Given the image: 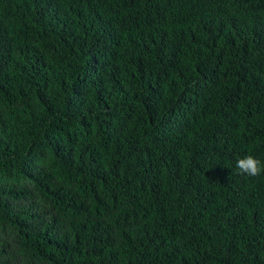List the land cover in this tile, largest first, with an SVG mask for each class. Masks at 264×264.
Masks as SVG:
<instances>
[{
  "label": "trees",
  "instance_id": "trees-1",
  "mask_svg": "<svg viewBox=\"0 0 264 264\" xmlns=\"http://www.w3.org/2000/svg\"><path fill=\"white\" fill-rule=\"evenodd\" d=\"M264 0H0V264H264Z\"/></svg>",
  "mask_w": 264,
  "mask_h": 264
},
{
  "label": "clouds",
  "instance_id": "clouds-1",
  "mask_svg": "<svg viewBox=\"0 0 264 264\" xmlns=\"http://www.w3.org/2000/svg\"><path fill=\"white\" fill-rule=\"evenodd\" d=\"M236 168L240 174H244L250 177H255L264 172V165L261 161L252 155H247L240 158L236 162Z\"/></svg>",
  "mask_w": 264,
  "mask_h": 264
}]
</instances>
